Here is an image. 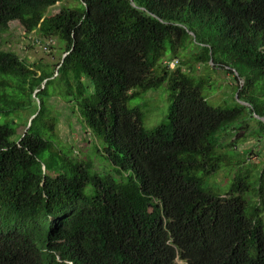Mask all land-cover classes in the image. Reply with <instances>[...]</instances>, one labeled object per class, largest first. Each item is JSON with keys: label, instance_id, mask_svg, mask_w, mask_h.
<instances>
[{"label": "trees", "instance_id": "1", "mask_svg": "<svg viewBox=\"0 0 264 264\" xmlns=\"http://www.w3.org/2000/svg\"><path fill=\"white\" fill-rule=\"evenodd\" d=\"M61 1L0 0V32L18 22L68 53L37 73L0 50V115L27 110L26 130L37 113L17 143L0 125V264H264V169L239 151L264 141V0H81L47 14ZM184 52L190 73L242 82L237 105H209L207 81L177 66ZM162 85L167 120L147 130L127 104ZM56 98L118 180L62 148ZM221 170L226 191L208 184Z\"/></svg>", "mask_w": 264, "mask_h": 264}, {"label": "rangeland", "instance_id": "2", "mask_svg": "<svg viewBox=\"0 0 264 264\" xmlns=\"http://www.w3.org/2000/svg\"><path fill=\"white\" fill-rule=\"evenodd\" d=\"M62 7L69 9H82L81 0H62L55 6L47 10V14L58 12ZM63 45L57 39H43L37 31L29 34L18 22L9 24L6 32H0V50H8L14 52L21 60H25L29 66L54 65L59 62L61 56L64 55ZM180 56L177 60V66L183 71L190 73V67L181 66V60H185L188 56ZM195 72H191V77L195 80L204 79L207 84L203 90L209 105L213 107L231 108L237 105L236 87L242 85V82H236L232 77H228L222 70L213 69L201 64L194 65ZM36 71V70H35ZM38 73V71H36ZM168 90L166 85H162L156 90H149L141 96L130 100L127 104L129 108H138L144 113L143 127L151 130L167 120L168 115ZM54 111L58 115V135L62 148L70 149L74 155L82 158H89L93 161V170L98 173L111 175L115 180L118 176L114 172V167L110 162L106 161L95 151V145L99 142L91 135L89 130L80 123L77 113H71L66 104L61 99L51 101ZM27 110L16 112L10 116L0 115V125L8 123L14 130L15 134L10 138L11 142L17 143L20 136L25 131L22 122L27 117ZM250 126H254V122H249ZM236 124H233L235 126ZM229 138V137H228ZM227 138V139H228ZM231 138V137H230ZM101 145V141H100ZM249 150L248 161L255 163L260 170L264 169V141H255L253 138L239 144V151ZM230 173L225 170L219 171L218 174L212 176L208 180L209 186L221 191H226L231 184L232 178ZM229 178V180H228ZM215 183V184H213ZM219 185V186H217Z\"/></svg>", "mask_w": 264, "mask_h": 264}, {"label": "water", "instance_id": "3", "mask_svg": "<svg viewBox=\"0 0 264 264\" xmlns=\"http://www.w3.org/2000/svg\"><path fill=\"white\" fill-rule=\"evenodd\" d=\"M68 53H65L63 56H62V59H61V61L64 59V57L67 55ZM37 91H35V93H36ZM38 102V101H37ZM38 105H39V102H38ZM39 109H40V107H38V110L37 111H39ZM37 114V113H36ZM36 114L34 115V116H32L30 119H29V122H28V125H27V127H26V130L30 127V125H31V121L35 118V116H36ZM257 119H259V120H261L262 122H264V118H259L258 116H255ZM25 130V131H26Z\"/></svg>", "mask_w": 264, "mask_h": 264}, {"label": "built area", "instance_id": "4", "mask_svg": "<svg viewBox=\"0 0 264 264\" xmlns=\"http://www.w3.org/2000/svg\"><path fill=\"white\" fill-rule=\"evenodd\" d=\"M176 63H177L176 61L171 62L170 67H171V68H174L175 65H176Z\"/></svg>", "mask_w": 264, "mask_h": 264}]
</instances>
